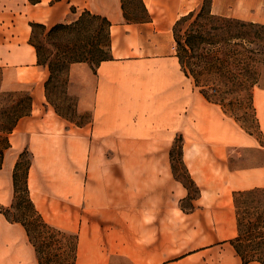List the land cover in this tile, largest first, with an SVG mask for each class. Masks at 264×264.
Here are the masks:
<instances>
[{"label": "crops", "instance_id": "obj_1", "mask_svg": "<svg viewBox=\"0 0 264 264\" xmlns=\"http://www.w3.org/2000/svg\"><path fill=\"white\" fill-rule=\"evenodd\" d=\"M143 1L151 18L134 26L121 0H0L2 85L33 94L32 113L8 135L0 204L13 202V172L27 152L31 199L48 224L78 235L76 264H230L238 256L230 243L238 233L234 194L264 189V85L253 91L258 132L248 131L206 99L184 73L176 43L171 49L176 21L202 0ZM211 10L264 24V0H211ZM84 11L111 21L113 58L90 77L91 119L76 125L40 110L47 74L31 23L51 27ZM166 42L170 53H133ZM70 75L83 77L88 92L87 66L72 64ZM178 135L200 190L193 197L174 175ZM0 264H39L25 227L2 212Z\"/></svg>", "mask_w": 264, "mask_h": 264}, {"label": "trees", "instance_id": "obj_2", "mask_svg": "<svg viewBox=\"0 0 264 264\" xmlns=\"http://www.w3.org/2000/svg\"><path fill=\"white\" fill-rule=\"evenodd\" d=\"M121 1L124 16L128 22H143L148 21L151 18L143 0H139L140 6L145 14V16L141 18L142 20L130 18L126 11L125 1ZM85 22L99 24L98 26H101L100 31L103 30L102 39H99V34V38L97 34H93L92 39H90L94 49L98 50L100 55H102V57H100L97 61L98 66L101 61L111 59L110 57H103V55H107L112 46V23L106 16L93 14L90 11H84L77 20H74L71 23H58L51 27H47L46 25L40 23H31L33 29L31 43L37 49L38 62L39 64H48L51 71V75L46 81V85L53 75L54 67L51 59V53L50 55L44 57L42 46L34 41L37 30H47V35L57 38L63 33L77 30ZM94 31H97V29H94ZM173 33L176 43V54L184 73L193 79L194 84L196 87L200 88V91L204 94L206 99L222 105V103L214 97L219 94L220 89L218 86L229 81H234L242 75L241 68L239 66H243L249 58V54H245L246 51L249 52L248 45L264 34V25L238 18L214 14L211 10L210 0L209 4L204 2L198 11H191L178 19L173 27ZM65 60L72 63L87 61L88 58L65 57ZM237 66L238 69L236 68ZM8 94L15 95V92H8ZM32 108L33 98L32 96L27 95L25 99L19 101L18 105L14 107L13 111L15 112V117H11L13 120H3L0 124V132H5L9 135L21 117L31 114ZM8 113H10V111ZM82 124L83 123H79L78 125ZM176 145L177 139H175L171 150L174 175L188 188L190 197L196 196L200 193V190L184 165L182 158L183 145L181 148V164L187 173V180L179 177L178 175L177 167L174 162ZM9 146L10 143L8 137L5 149L0 148V169L2 168L4 162L5 151ZM26 153L27 152H23L20 155L13 172L14 198L17 197L19 192V173L23 167L24 155ZM29 166L30 160L26 168L25 186L26 193L28 195V202L32 206L34 212V216L32 215L33 222H27L25 219L12 217L9 215L10 208L1 204L0 212L4 213L8 220L12 222H20L25 227L28 237L36 249L39 263L51 264V259L48 258V260H46L43 257L42 253L46 252L42 249V245H40L38 241H40L41 235L46 233L48 229H52L54 227L44 220L31 199L27 184ZM260 190L262 189L257 188L239 191L234 194L238 233L235 238L230 240V243L233 245L243 264H249L251 262L264 264V205L253 204L250 201L252 196ZM56 230L64 234L66 233L59 229ZM70 236L74 239L71 248V259L67 260V262H56L53 264H76L78 235L70 234ZM63 256L64 255L58 254L54 257L62 259Z\"/></svg>", "mask_w": 264, "mask_h": 264}, {"label": "rangeland", "instance_id": "obj_3", "mask_svg": "<svg viewBox=\"0 0 264 264\" xmlns=\"http://www.w3.org/2000/svg\"><path fill=\"white\" fill-rule=\"evenodd\" d=\"M124 1L129 17L132 19L142 20L141 18H143L145 14L140 6L139 0ZM204 2L209 4L210 0H202V4ZM79 17L80 16L75 19H71L68 21V23L77 20ZM131 23L135 26L136 23L140 22L134 21ZM98 25L99 24L96 23L93 24L90 22H85L77 30L63 33L57 38L47 35V30H37L34 41L42 46L44 57L50 55L51 53V59L54 67L53 75L46 85V81L49 79L51 71L48 64H42L46 69L47 76L44 82V89L42 93L44 101H42V104L40 105L41 111L50 109L69 123L76 125L79 123L86 124L90 121L92 115L90 103L93 94L91 91L93 80L90 77L96 72L97 61L100 59V57H102L99 51L94 49L90 39H92L93 34H99L100 38L99 35L98 38L102 39L103 30L100 31L101 26ZM94 29H97V31H94ZM134 34H136V32ZM144 39L151 41V35H148L147 32V34L144 36ZM122 42H126V40H123ZM134 42L136 43L135 39ZM170 42L171 49L173 52H175V40L173 35L170 39ZM166 43L167 45L164 47H149V50L145 51H139L136 49V51L133 53L134 55L147 54L150 52L170 53L171 50L168 47L169 42ZM248 50L249 52L246 51L245 54H249V58L246 60L243 66H239L241 68L242 75H240L239 78L235 79L234 81L220 84L218 86L220 89L219 94L215 95L214 97L222 103L224 110L233 116L245 129L252 132H258V121L253 104V91L256 86L264 85V34L260 38L255 39L253 43L248 45ZM65 57H85L88 58V60L70 63V61L65 60ZM103 57L113 58L112 46L107 55H103ZM72 64L88 67V92L85 90V80L83 77L77 79L70 75ZM236 68L238 69V66ZM2 79L3 76L0 70V124L3 122V120H13V118H11L15 117V112L13 109L16 105H18L19 101L25 99L27 95H30L33 98L30 86L20 90L9 91L3 87ZM8 92H15V95H9ZM85 100H87V102H85ZM9 111L10 113H8ZM7 138L8 133L0 132V148L5 149L7 146ZM176 139L177 145L174 154V162L177 167L179 177L187 180V173L181 164V148L183 145V137L182 135H178ZM29 160L30 156L28 153H26L24 155L23 167L19 173V192L17 197L13 199V202L6 207L10 208L9 215L12 217L25 219L27 222H33L32 215L34 216V212L32 206L28 202V195L26 193L25 186L26 168ZM246 163L247 161H245L244 164ZM250 201L253 204L264 205V189L256 192ZM40 238L41 239L38 242L40 245H42V249L46 252L42 253V255L46 260H48V258L51 259V264L56 262H67V260L71 259V248L74 239L72 236H70V234L61 233L58 230L52 228L48 229L47 232L41 235ZM58 254L64 255L62 259L54 257ZM214 264L224 263L219 261ZM230 264H243V262L238 256H236ZM249 264L260 263L251 262Z\"/></svg>", "mask_w": 264, "mask_h": 264}]
</instances>
